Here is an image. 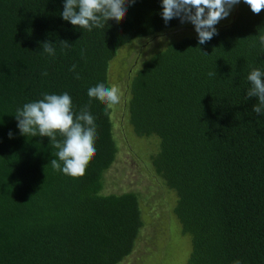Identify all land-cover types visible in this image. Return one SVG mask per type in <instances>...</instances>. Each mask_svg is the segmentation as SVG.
<instances>
[{"label": "trees", "instance_id": "16d2710c", "mask_svg": "<svg viewBox=\"0 0 264 264\" xmlns=\"http://www.w3.org/2000/svg\"><path fill=\"white\" fill-rule=\"evenodd\" d=\"M62 11L63 0H0V264H121L147 231L143 205L154 195L122 189L112 174L123 142L114 105L87 95L100 82L122 96L124 131L164 188L185 264H264V113L247 96L249 73L264 72V9L240 3L209 42L172 39L130 71L116 64V79L124 48L187 22L165 25L161 0H136L92 32ZM44 43L55 57L41 54ZM64 92L96 125V152L79 177L53 170L50 139L21 135L15 118L23 104Z\"/></svg>", "mask_w": 264, "mask_h": 264}, {"label": "clouds", "instance_id": "9594fccd", "mask_svg": "<svg viewBox=\"0 0 264 264\" xmlns=\"http://www.w3.org/2000/svg\"><path fill=\"white\" fill-rule=\"evenodd\" d=\"M136 0H63L61 18L79 29L92 32L101 29L109 20H120L128 7L134 6ZM244 3L250 5L253 13L264 9V0H161V16L167 25L172 19L178 18L183 24L191 23L197 33L199 45H204L218 35V23L227 19L232 9ZM61 51L67 47V42H61ZM256 46L264 50V35L256 37ZM41 54L55 57L56 47L51 43L42 45ZM72 71L76 72V65ZM43 72L42 76H46ZM79 79V74L76 73ZM251 87L248 97H257L258 104L253 111L264 113V72L253 69L247 76ZM90 98L99 99L105 104L106 110L120 101L119 90L116 86H106L103 82L91 86L87 90ZM15 118L21 135L28 137H47L58 150L50 161L53 170L66 176L79 177L83 175L87 162L96 152L94 139L97 135L93 115L88 107L79 113L73 112L72 99L69 93L48 94L43 98L27 102L17 108ZM57 134L63 137L57 140ZM13 134L9 132L11 139ZM233 264H241L239 260Z\"/></svg>", "mask_w": 264, "mask_h": 264}, {"label": "rangeland", "instance_id": "374dc122", "mask_svg": "<svg viewBox=\"0 0 264 264\" xmlns=\"http://www.w3.org/2000/svg\"><path fill=\"white\" fill-rule=\"evenodd\" d=\"M236 10L237 5L232 9L228 18L222 19L216 27L230 25L234 19ZM195 33L194 26L191 23H186L177 30L165 32L154 38L142 39L129 45L120 52L116 60L114 65L115 79L118 76L119 66L117 65L126 67L130 71L132 70V66L135 67L138 64L141 57L155 52L165 46V44H168L172 39H179L180 37ZM119 96V103L113 107V117L116 123L115 130L117 137L123 143L119 163L111 170L112 174L115 175L117 180L123 179V182L121 181L122 189L130 191L138 188L143 194H146L145 196L149 197V194L154 195L152 198L146 199L143 205V219L145 218L146 220L147 231L143 233L132 255L121 264H182L185 256L183 254L180 257L179 253L181 248L184 252H187V245H185L184 239H181L179 228L174 225L173 219L168 215L170 203L167 195H164V188L158 182L148 178L147 174L144 173L143 162H141V156L137 153V147L130 134L124 131L122 96ZM110 190L119 192L115 187L110 188ZM162 194L165 197L157 198ZM177 257H180L179 261H175ZM185 262L186 259L183 264Z\"/></svg>", "mask_w": 264, "mask_h": 264}]
</instances>
